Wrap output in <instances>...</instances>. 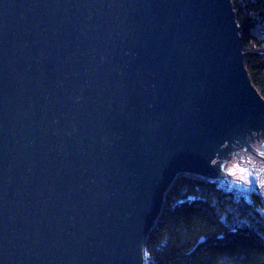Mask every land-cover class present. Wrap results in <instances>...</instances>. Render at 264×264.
Returning a JSON list of instances; mask_svg holds the SVG:
<instances>
[{
    "label": "water",
    "instance_id": "1",
    "mask_svg": "<svg viewBox=\"0 0 264 264\" xmlns=\"http://www.w3.org/2000/svg\"><path fill=\"white\" fill-rule=\"evenodd\" d=\"M263 135L232 0H0V264H144L176 176Z\"/></svg>",
    "mask_w": 264,
    "mask_h": 264
},
{
    "label": "trees",
    "instance_id": "2",
    "mask_svg": "<svg viewBox=\"0 0 264 264\" xmlns=\"http://www.w3.org/2000/svg\"><path fill=\"white\" fill-rule=\"evenodd\" d=\"M232 1L244 37L245 64L264 98V49L257 48L253 34L258 26L264 29V0ZM214 179L189 173L175 179L146 241L144 264H264L259 193L247 202Z\"/></svg>",
    "mask_w": 264,
    "mask_h": 264
},
{
    "label": "rangeland",
    "instance_id": "3",
    "mask_svg": "<svg viewBox=\"0 0 264 264\" xmlns=\"http://www.w3.org/2000/svg\"><path fill=\"white\" fill-rule=\"evenodd\" d=\"M259 31H254V40H258L260 47H257V42H252L253 46L264 49V29L262 30L259 26ZM263 32L261 38L260 33ZM261 148L264 151V139L261 141ZM247 159L242 153H235L225 160L220 165L214 168L213 173H215V182L221 187L229 189L233 192L236 198L243 199L247 202H252L254 193H258L257 187H252L246 183L255 178V173L251 167L247 164ZM225 169V170H224ZM255 198V197H254ZM264 204L262 197H259ZM263 206V205H262ZM263 209V208H262ZM259 215L264 218V210L258 211ZM257 213V214H258Z\"/></svg>",
    "mask_w": 264,
    "mask_h": 264
},
{
    "label": "bare ground",
    "instance_id": "4",
    "mask_svg": "<svg viewBox=\"0 0 264 264\" xmlns=\"http://www.w3.org/2000/svg\"><path fill=\"white\" fill-rule=\"evenodd\" d=\"M243 36V35H242ZM244 38V37H243ZM245 58V56H244ZM248 70V69H247ZM249 73V72H248ZM250 76V74H249ZM251 79V77H250ZM252 81V80H251ZM259 92V91H258ZM262 139H264V135L262 136V138L248 144L247 146H245L244 148H242L241 150H239L238 152L236 153H242L246 159H247V164L249 165V167H251L254 171V173L256 174L255 175V178L254 180L250 179L246 184L247 185H250L252 187H257V190H258V193L259 195L262 197V199L264 200V158L263 157H260L259 155H257L256 153H254L255 150H259V144L261 145V141ZM261 153V152H260ZM225 170V169H224ZM206 171L207 173H204V174H200V173H192V172H182V173H179L176 178L178 176H181L183 175L184 173H189V174H193V175H197V176H201V177H205V178H215L214 175L215 173H213V170L211 169H208V170H204ZM175 178V179H176ZM175 179L173 180V182L175 181ZM172 182V183H173ZM172 183L170 184V186L172 185ZM170 186L168 187V189L170 188ZM167 189V190H168ZM226 189V188H224ZM228 191H231L229 189H226ZM164 197L163 196V199H162V207H161V210H160V214L157 216V218L155 219V222L152 226V229L154 228L155 226V223L158 222L159 218L161 217L162 215V210H163V206H164ZM263 207V210H264V206ZM152 229L149 231V233L147 234V237L145 239V243H144V251H145V244H146V241L148 239V236L150 235ZM202 241V240H201ZM143 256H144V253H143ZM144 258V257H143Z\"/></svg>",
    "mask_w": 264,
    "mask_h": 264
}]
</instances>
